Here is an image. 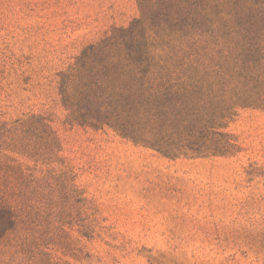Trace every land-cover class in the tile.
I'll return each instance as SVG.
<instances>
[{
	"label": "rangeland",
	"instance_id": "rangeland-1",
	"mask_svg": "<svg viewBox=\"0 0 264 264\" xmlns=\"http://www.w3.org/2000/svg\"><path fill=\"white\" fill-rule=\"evenodd\" d=\"M241 6V25L264 28V0ZM139 18L137 0H0V123L40 115L48 126L31 155L0 137L30 176L0 264H264V61H246L256 71L225 96L236 105L216 130L226 155H166L67 122L60 76Z\"/></svg>",
	"mask_w": 264,
	"mask_h": 264
},
{
	"label": "trees",
	"instance_id": "trees-1",
	"mask_svg": "<svg viewBox=\"0 0 264 264\" xmlns=\"http://www.w3.org/2000/svg\"><path fill=\"white\" fill-rule=\"evenodd\" d=\"M137 1L139 19L86 47L60 76L67 122L99 123L166 155L228 154L233 145L216 132L236 106L225 96L256 71L246 61H264V28L240 24L247 19L242 0ZM163 47L170 50L160 54ZM46 120L0 123V137L19 154H35ZM13 162L0 147V236L14 230L30 177Z\"/></svg>",
	"mask_w": 264,
	"mask_h": 264
}]
</instances>
